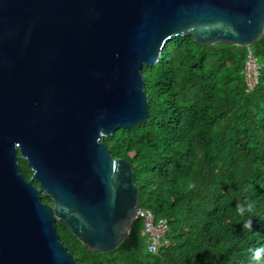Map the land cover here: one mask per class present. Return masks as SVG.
Segmentation results:
<instances>
[{
  "label": "water",
  "instance_id": "obj_1",
  "mask_svg": "<svg viewBox=\"0 0 264 264\" xmlns=\"http://www.w3.org/2000/svg\"><path fill=\"white\" fill-rule=\"evenodd\" d=\"M263 33L264 0H0V264H78L58 221L115 249L140 191L103 139L148 120L142 68L176 36L247 47Z\"/></svg>",
  "mask_w": 264,
  "mask_h": 264
},
{
  "label": "trees",
  "instance_id": "obj_2",
  "mask_svg": "<svg viewBox=\"0 0 264 264\" xmlns=\"http://www.w3.org/2000/svg\"><path fill=\"white\" fill-rule=\"evenodd\" d=\"M248 50L259 64L251 90ZM142 75L148 120L103 141L132 164L139 208L167 219L168 245L149 253L139 218L109 252L84 247L58 221L60 241L78 264H264V254L253 259L264 248V33L247 47L173 37ZM19 163L29 179L27 163ZM249 201L254 212L239 216L237 203ZM249 218L251 230L243 226Z\"/></svg>",
  "mask_w": 264,
  "mask_h": 264
},
{
  "label": "built area",
  "instance_id": "obj_3",
  "mask_svg": "<svg viewBox=\"0 0 264 264\" xmlns=\"http://www.w3.org/2000/svg\"><path fill=\"white\" fill-rule=\"evenodd\" d=\"M259 64L252 51L248 50L244 62V76L247 90H251L258 82ZM135 218L142 220L143 233L146 237V249L156 253L161 247L167 246L165 235L169 230L168 221L164 217L157 218L149 209L137 208Z\"/></svg>",
  "mask_w": 264,
  "mask_h": 264
},
{
  "label": "clouds",
  "instance_id": "obj_4",
  "mask_svg": "<svg viewBox=\"0 0 264 264\" xmlns=\"http://www.w3.org/2000/svg\"><path fill=\"white\" fill-rule=\"evenodd\" d=\"M196 185L195 184H190L189 188H195ZM255 209V203L254 202H246V203H237L236 205V211L237 214L241 217L245 216L246 214H250L253 213ZM251 225H252V220L251 218H249L245 223H244V227L251 230ZM262 254H264V248L261 249H255L253 251V259L254 260H260L262 257Z\"/></svg>",
  "mask_w": 264,
  "mask_h": 264
},
{
  "label": "flooded vegetation",
  "instance_id": "obj_5",
  "mask_svg": "<svg viewBox=\"0 0 264 264\" xmlns=\"http://www.w3.org/2000/svg\"><path fill=\"white\" fill-rule=\"evenodd\" d=\"M124 159V158H123ZM21 167V166H20ZM29 167V166H28ZM29 170H30V168H29ZM21 171H22V167H21ZM31 171V170H30ZM23 173V172H22ZM31 175H32V172H31ZM31 175H30V177H31ZM25 176V175H24ZM30 177H29V179H30ZM34 185L36 184L35 182L33 183ZM37 185V184H36Z\"/></svg>",
  "mask_w": 264,
  "mask_h": 264
}]
</instances>
